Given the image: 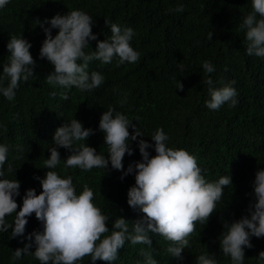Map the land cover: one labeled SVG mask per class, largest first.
<instances>
[{"label":"trees","instance_id":"trees-1","mask_svg":"<svg viewBox=\"0 0 264 264\" xmlns=\"http://www.w3.org/2000/svg\"><path fill=\"white\" fill-rule=\"evenodd\" d=\"M179 4L184 5L183 13L169 11ZM72 10L92 17L98 40L111 36L106 19L133 28L135 35L130 43L140 53L138 62L117 66L115 59L107 65L91 61L89 73L98 71L105 78L98 89L91 91L49 85L46 75L54 66L40 59L46 36L39 21ZM251 10L252 0H9L0 9V75L10 55L7 43L11 36L27 39L37 61L36 74L28 82H21L14 101L0 93V144L10 146L4 178L21 182L17 211L27 189L35 188L37 194L42 191L34 176L46 175L44 161L54 146V132L66 121L78 119L85 128L94 129L95 134L85 143L98 154L108 155L99 121L102 113L112 107L137 124L143 139L150 143L154 144L150 136L163 128L169 136L167 146L194 155L207 181L215 182L227 175L231 176L232 185L224 188L209 221L196 224L190 237L192 246L184 249L183 260L165 252L170 242L150 233L151 248L126 240L116 261L97 260L95 264H144L142 248L152 251L158 264H196V256L202 253L214 254L218 264H231L230 257H225L220 249L224 223L247 214L256 172L264 168V58L247 54L246 31L241 28ZM57 33L58 29H53V36ZM209 33H213L212 39L208 38ZM96 45L97 41H90L86 54L95 51ZM205 60L214 65L213 73L204 72ZM209 76L216 88L235 81V107L225 104L216 111L206 107L210 95L205 81ZM180 81L183 90L178 89ZM53 91L57 93L54 98L50 95ZM61 91H67L69 99L64 100ZM125 96L127 101L121 108L119 101ZM129 131L134 129L130 127ZM139 139L130 141L134 151L131 156L125 154V170L130 163L142 160ZM58 150L62 160L55 171L61 178L72 175L77 195L87 184L94 192V204L109 216L110 230L101 239L111 234L113 223L120 216L135 221L143 215L127 203L128 190L135 184L134 174L121 180L122 172L111 169L110 163L108 169H65L64 159L70 153L63 148ZM149 152L156 154L154 148ZM9 164L11 173L7 171ZM15 215L7 216V221L14 223ZM34 230H42L35 213L28 218L25 236ZM11 232L10 228L0 233V264H40L34 255L11 260L15 249L23 247L19 237L11 238ZM251 242L254 246L245 249L244 264H258V253L264 250V238L252 237ZM78 264H92L90 256Z\"/></svg>","mask_w":264,"mask_h":264},{"label":"clouds","instance_id":"clouds-1","mask_svg":"<svg viewBox=\"0 0 264 264\" xmlns=\"http://www.w3.org/2000/svg\"><path fill=\"white\" fill-rule=\"evenodd\" d=\"M8 3L9 0H0V9ZM169 11L183 13L184 5L179 4ZM94 23L92 17L81 10L68 11L63 15L57 13L39 21L46 36L39 56L54 66V70L46 75L49 85L91 91L98 89L105 80L98 71L89 73L91 61L107 65L115 59L117 66L138 62L140 53L130 43L135 35L133 28L122 27L106 19L105 26L110 28L111 36L98 40V34L93 32ZM241 28L246 31L247 54L264 58V0H252V10L243 19ZM53 29H58L55 36ZM212 36L213 33H209L208 38L212 39ZM90 41H97L96 49L86 54ZM31 47L32 44L24 37L11 36L7 43L10 55L0 75V93L8 101L15 100L16 90L22 81L28 82L36 74L37 61L30 52ZM203 70L211 74L215 67L205 60ZM205 83L209 85L210 99L205 102L209 110H219L225 104L229 107L238 104V93L233 87L235 81L216 88L209 76ZM183 88L180 81L178 89ZM50 95L54 98L57 93L53 91ZM60 95L64 100L69 99L67 91H61ZM126 101V96L119 101L121 108ZM130 127L134 129L131 133ZM99 130L105 134L106 157L85 143L95 130L85 128L80 120L66 121L55 130L54 146L49 148L51 154L44 161L46 175L34 176L39 180L42 191L37 194L35 188L27 189L19 211L16 197L20 195L21 182L4 178L10 146L0 144V233L11 228V238L19 237L23 244V247L15 249L12 261L34 255L40 264H78L89 256L92 264L97 260L113 262L118 259V250L126 240L132 245L144 244L151 248L150 233L170 242L165 252L183 260L184 249L192 246L190 237L195 233L196 224L205 225L209 221L224 188L232 185V178L227 175L215 182L207 181L194 155L187 150L167 146L169 136L163 128H158L150 136L154 144L143 139L137 124L115 108L109 107L102 113ZM138 138L142 160L130 163L125 170V154L131 156L134 151L130 141ZM60 148L70 153L64 159L65 169H108L110 163L111 169L122 172L121 180L134 174L135 184L128 190L127 203L143 215L135 221L120 216L113 223L111 234L101 239L110 230L107 226L109 216L102 214L94 204V192L87 184L77 195L72 175L61 178L55 171L62 160ZM150 148H154V156L150 155ZM7 171H13L11 164ZM251 195L253 199L247 214L238 220L225 222L219 238L220 249L225 257H230L231 264H244L245 249L254 246L252 237L264 238V168L256 172ZM13 213H16L14 223H9L6 217ZM33 213L42 230H34L25 236L28 218ZM140 255L144 264H158L152 251L142 248ZM196 264H218V261L214 254L202 253L196 256ZM258 264H264V250L258 253Z\"/></svg>","mask_w":264,"mask_h":264}]
</instances>
